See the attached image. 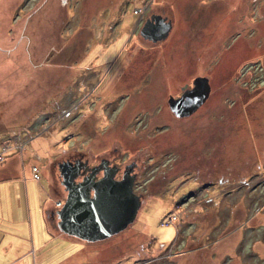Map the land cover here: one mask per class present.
Masks as SVG:
<instances>
[{"label":"rangeland","instance_id":"rangeland-1","mask_svg":"<svg viewBox=\"0 0 264 264\" xmlns=\"http://www.w3.org/2000/svg\"><path fill=\"white\" fill-rule=\"evenodd\" d=\"M141 2L0 0V151L7 146L0 170L23 180L25 216L29 205L34 225V240L17 264H264V0H155L173 29L134 64L139 60L147 71L179 69L180 94L191 64L181 71L179 65L191 53L184 59L179 50L195 44L199 57L192 66L199 63L214 77L211 97L196 116L152 118L144 127L132 114L146 118L158 107L159 113L168 110L166 97L135 105L122 121L114 117L126 103L110 117L101 99L80 104L82 66L92 64L118 33L111 39L108 22L131 25L133 7ZM101 21L99 30L92 29ZM132 39L124 52L133 48V60L140 48ZM100 55L104 64L112 57ZM127 57L122 64L131 62ZM232 97L235 105L229 106ZM240 98L247 101L243 111ZM163 122L169 125L154 132L155 123ZM80 146L135 153L152 146L160 173L147 185L156 197L143 200L126 229L87 244L58 233L48 212L57 211L56 202L67 195L58 162L79 155ZM35 166L38 179L31 177ZM8 230L29 237L24 228Z\"/></svg>","mask_w":264,"mask_h":264},{"label":"flooded vegetation","instance_id":"flooded-vegetation-1","mask_svg":"<svg viewBox=\"0 0 264 264\" xmlns=\"http://www.w3.org/2000/svg\"><path fill=\"white\" fill-rule=\"evenodd\" d=\"M155 3H156L155 0H142V2L138 6L134 5L133 12L136 15L133 17L131 25L123 24L122 20L120 19L113 23H110L111 21L108 22L107 25L108 33H109L108 35L111 36V39L114 37L112 36V34H115L116 30H118V33L116 34L114 40L112 41L114 42L113 44L108 43L107 46L105 45L104 48L101 47L99 49V53L96 55L95 59L93 60L94 62L92 64H86L82 66V68L84 69L81 70L82 74L80 79V87H81L80 92L82 93V95H81L80 104H84V103L88 104L89 102L94 103L98 99H101L103 100L102 102L105 105H108L110 107L107 108L108 112L107 110L104 111V114L110 117L112 115L113 110L116 109L115 106L117 104H120V102L126 103L127 106L123 108L119 114H117V118L114 117L116 121H122V119L125 117L129 118L131 114V110L135 105L146 107L148 106V104H151L153 101L161 100V99L165 100V98L163 97H166L168 110H166L165 108L163 112L159 113L160 107H158L155 109L156 111L152 113V115H149L146 118L143 115L139 116V113L132 114L133 117H137L136 123L139 122V124H143L142 126L144 127L146 124H150L152 118L153 120L156 118L166 120L167 118L171 119L174 117L179 121L184 120V118L186 119L191 118L193 116H196L198 110L209 101L212 93L211 80L214 76L204 71L201 72L200 67H198L199 63H196L194 66H192L195 57L196 58L199 57V50L197 48H194L195 44L191 45L192 48L190 49L186 47L182 50H179V52L181 53L180 56L181 57L184 56V59L186 52L191 53V59L187 60L186 62L184 60V63H181L179 65L181 71L183 70V68L188 70V65L191 64L190 70L188 71V76H190V78L188 76H185L188 78L189 81L184 82V85L181 87L180 94L178 90L179 69L169 72L170 70L169 67L159 68L160 67L159 66L158 68L152 71H147L149 69V66L141 67L140 65H138L139 60H138V64H134L133 62L134 59L137 60L138 57H140L143 52L154 49L158 43L162 42L165 38H167L170 35V32L173 29L172 20L164 13L162 9H157L154 6ZM180 9L181 7L179 5V16L180 14H182ZM137 11H139L140 13H136ZM157 16L162 17L164 19V22L170 21L171 28L164 39L155 41L153 40L152 37H156L160 30V25L156 21V19L159 20L160 18H158ZM102 22L104 21L96 22L92 24V29L99 30L100 29L99 24H102ZM182 29L184 28L183 26L180 25L177 28L179 37L183 36L181 35V33H183ZM142 30H144V32L148 36H151V38L144 37L142 35ZM130 39H132V41H135V44L133 45H137L140 48L139 50H137V53L135 54L136 57L134 56L135 58H133V60L130 57L132 56L133 48H128L129 50L127 52H124V49L127 47L126 45ZM117 45L119 49H116L118 48ZM122 45L124 47V48L122 47L123 49H121ZM142 45H145L146 48H143ZM114 46L116 47L114 48ZM87 52H91L89 47L87 48ZM103 52L105 54L112 55V57L106 61V63L108 62L107 65H105L106 63L104 64V62H101L100 60V56H101L100 54H104ZM126 57L129 60L131 58L130 60L131 62L129 64H127L128 62L126 64H122V62H125L124 60L126 59ZM118 59H120V64L117 63ZM226 62L227 63L230 62V59L227 58ZM229 70L225 71L224 74L228 75V72H230ZM214 74L216 78L217 75L215 72ZM90 76H94L93 77L94 81H92L91 84L89 83ZM173 76L175 77L173 78ZM197 76H204L207 78L210 86L209 94L205 98V100L200 105H198L194 110L190 111L187 114L178 115L176 112L172 110L170 106V100L171 99L179 100V98L183 97L185 92L191 90L194 87V79ZM124 80L125 81L128 80V83L126 81L125 84ZM138 81L139 83L135 86L134 84ZM119 84H123L124 86L119 87L118 86ZM70 89L72 90L71 87ZM167 90H169V92H167ZM173 92H175L176 94H174ZM227 103L226 104L229 106L231 105L234 106L235 105L234 97H232ZM239 104L241 110L243 111L244 107L247 105V101H243V99L241 101L240 98ZM208 110L213 111V108H209ZM207 115H208L207 116L208 120L209 119L212 120L213 118L216 117L214 113H210ZM166 125L169 124L166 122H163L162 124L155 123L153 130L154 132L156 131V129L161 130L162 128L166 127ZM131 131L129 130V132ZM152 134L150 135L152 136ZM79 151H80L79 155L73 158L64 159L71 161H75L76 159H79L80 161H82V164L80 165V173L75 179L76 182L83 181L85 180V178L88 177L89 183L91 184L98 183L104 177L105 171H107L109 175H112L114 181H121L124 178V175L126 174L127 178L130 179L132 192L134 195L138 196L139 200L141 201V206L144 199L156 197V195L148 193L154 189L152 187H147L149 182H154V179L156 181V179L159 180L160 178V176H158L160 173L157 172V169L159 168V163H156V160L154 159L152 146H149L148 150L139 149V151H137L136 153L134 150L123 151L119 146H113V147L97 146L94 148H89L88 146L86 147L80 146ZM93 192H94V188H91V194H93ZM63 203L64 201L62 202V204ZM50 214H51V220L56 219V226H57L58 218L56 212L51 211ZM54 229L58 233L66 235V233L62 232L58 228V226ZM118 233H115L110 237L97 241L107 240L108 238H111L117 235ZM69 236L82 240L83 242H85V244L90 242H95V241H87L73 235H69Z\"/></svg>","mask_w":264,"mask_h":264},{"label":"water","instance_id":"water-1","mask_svg":"<svg viewBox=\"0 0 264 264\" xmlns=\"http://www.w3.org/2000/svg\"><path fill=\"white\" fill-rule=\"evenodd\" d=\"M156 21L160 30L153 40L164 39L170 28V21L162 17ZM144 37H149L142 30ZM210 86L204 76L194 79V87L185 92L183 97L170 100V106L178 115L187 114L200 105L208 96ZM82 161L76 159L58 162L61 183L67 191L64 203L55 211L58 228L69 235L87 241H97L118 233L131 224L138 213L141 201L132 192L127 175L121 181H114L112 175L105 171L100 182L91 184L88 177L76 182ZM91 188H94L91 194Z\"/></svg>","mask_w":264,"mask_h":264},{"label":"crops","instance_id":"crops-1","mask_svg":"<svg viewBox=\"0 0 264 264\" xmlns=\"http://www.w3.org/2000/svg\"><path fill=\"white\" fill-rule=\"evenodd\" d=\"M31 177L34 178L33 174ZM17 178V175H8L0 170V262H3L2 264H17L21 255L29 251L34 240V225L29 205L27 217L25 216L24 182ZM7 180L13 185L11 191L7 189L5 183ZM48 212L50 213V210ZM8 228H24L28 231L29 237L11 232ZM51 233L53 231L50 230V235Z\"/></svg>","mask_w":264,"mask_h":264},{"label":"built area","instance_id":"built-area-1","mask_svg":"<svg viewBox=\"0 0 264 264\" xmlns=\"http://www.w3.org/2000/svg\"><path fill=\"white\" fill-rule=\"evenodd\" d=\"M0 142H1V141H0ZM1 147H2V150L0 151V152H1V153H0V160L4 159V152L7 150V146L1 144ZM3 150H4V151H3ZM33 170L35 171V173H34V175H33L34 178L38 179V178L40 177L38 167H36V166L33 167ZM61 205H62V201L58 200V201L56 202V206H61ZM170 218H171V220H172V219H176V218H177V215L174 214V215H172Z\"/></svg>","mask_w":264,"mask_h":264},{"label":"trees","instance_id":"trees-1","mask_svg":"<svg viewBox=\"0 0 264 264\" xmlns=\"http://www.w3.org/2000/svg\"><path fill=\"white\" fill-rule=\"evenodd\" d=\"M54 40H55V39H54ZM52 48H53V47H52ZM206 234H207V233H206ZM206 234L202 235L201 237H202L203 239H205Z\"/></svg>","mask_w":264,"mask_h":264}]
</instances>
